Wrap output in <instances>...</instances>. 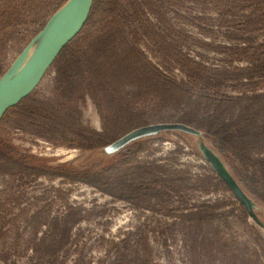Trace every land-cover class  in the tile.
Returning a JSON list of instances; mask_svg holds the SVG:
<instances>
[{"label": "rangeland", "instance_id": "1", "mask_svg": "<svg viewBox=\"0 0 264 264\" xmlns=\"http://www.w3.org/2000/svg\"><path fill=\"white\" fill-rule=\"evenodd\" d=\"M66 1L0 0V77ZM159 123L202 135L108 147ZM111 163L107 190L57 175ZM0 264H264V0H95L0 121Z\"/></svg>", "mask_w": 264, "mask_h": 264}, {"label": "water", "instance_id": "2", "mask_svg": "<svg viewBox=\"0 0 264 264\" xmlns=\"http://www.w3.org/2000/svg\"><path fill=\"white\" fill-rule=\"evenodd\" d=\"M95 0H67L51 15L44 27L29 41L10 67L0 77V121L13 107L29 97L38 87L62 51L80 34L89 20ZM166 130H180L196 135L202 131L183 123L150 124L134 129L109 145L113 152L146 135ZM205 157L245 204L252 216L254 202L231 174L221 157L204 142L199 144Z\"/></svg>", "mask_w": 264, "mask_h": 264}, {"label": "trees", "instance_id": "3", "mask_svg": "<svg viewBox=\"0 0 264 264\" xmlns=\"http://www.w3.org/2000/svg\"><path fill=\"white\" fill-rule=\"evenodd\" d=\"M17 106H19V105H17ZM17 106H15V107H17ZM15 107H13V108H15ZM13 108H11L10 110H12ZM100 164H95L94 166H91L88 169H76V168H72L71 166H68V165H59L56 168L61 173H59L57 175L61 174L64 176H68L72 179L83 180V181L88 182L90 184L97 185V186L101 187L102 189H106L104 187V185H105V183H107V181H109L108 180L109 178H106L102 175L103 174L105 175V173L109 174V172L115 171L116 168L118 167V163H111L109 166H104V167L102 166L103 169L101 171H100V166H101ZM50 168L53 169V167H50ZM33 171H35L38 174L41 173V171H36V170H33ZM93 176L97 177V179L96 178L92 179ZM118 186L121 187V185H118Z\"/></svg>", "mask_w": 264, "mask_h": 264}]
</instances>
